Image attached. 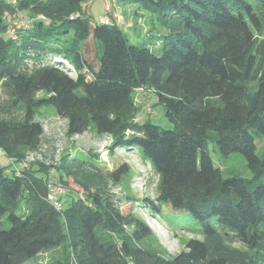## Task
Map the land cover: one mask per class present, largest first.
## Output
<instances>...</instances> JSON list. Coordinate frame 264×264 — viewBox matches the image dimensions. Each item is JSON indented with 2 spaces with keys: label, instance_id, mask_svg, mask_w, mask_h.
Wrapping results in <instances>:
<instances>
[{
  "label": "trees",
  "instance_id": "16d2710c",
  "mask_svg": "<svg viewBox=\"0 0 264 264\" xmlns=\"http://www.w3.org/2000/svg\"><path fill=\"white\" fill-rule=\"evenodd\" d=\"M91 1L0 0V150L10 160L0 165V221L10 224L0 223V264H27L62 245L75 264L264 261V159L255 138H264V0H109L97 24ZM10 17L32 23L17 40ZM135 26L147 37L141 45L126 34ZM141 88L157 91L173 130L137 121ZM44 107L66 122L68 138L94 126L112 138L111 153L139 148L159 175L157 197L117 196L112 186L130 167L105 170L99 155L67 152L57 176L13 167L40 148ZM210 143L223 157L241 153L252 179L225 178ZM51 185L65 190L60 207L48 200ZM165 205L197 219L204 237L172 259L141 245L153 232L137 213L156 217ZM219 236L245 249L212 251Z\"/></svg>",
  "mask_w": 264,
  "mask_h": 264
},
{
  "label": "rangeland",
  "instance_id": "374dc122",
  "mask_svg": "<svg viewBox=\"0 0 264 264\" xmlns=\"http://www.w3.org/2000/svg\"><path fill=\"white\" fill-rule=\"evenodd\" d=\"M110 5L111 3L109 0H92L87 4L88 15L91 17L92 24L100 22L107 14V8ZM126 6L135 7L136 5L127 4ZM127 7H122L123 15L126 19H128L129 16ZM140 23L144 24L143 21ZM125 24L132 26L134 23L129 20ZM126 34L129 41L137 45H141L143 39L147 38L144 29L140 27L126 31ZM153 43L156 44V40L153 41ZM41 95L42 94H39V96ZM133 98L140 108L137 117L139 123L151 121L162 130L174 129V125L170 123L166 117L164 106L158 103L157 91L155 89L145 88L135 91L133 93ZM39 112L40 115L46 116L45 119H43L45 124L43 142L37 151L29 152L22 162L18 164L13 163V167L17 168L20 164L24 163L27 164V166L33 165L36 167L51 168L53 171L50 172V175L57 176L55 167L59 162H56V159L58 158L59 160L67 152H72L85 159L90 158L92 155H99L100 166L105 170H114L122 164H127L130 167L128 175L123 177L119 184L112 186V190L117 196L120 198H136L137 200L157 197L159 175L151 167L150 163L143 159L142 152L139 148L135 150L137 153L129 152L127 148L124 149V153H111L109 149L110 141H105V139L98 137L94 126H91V128L80 136L79 139L73 140L66 135V122L58 118L51 107L41 108ZM255 138L257 154L260 158L264 159V138L261 136H255ZM208 151L213 159L215 167L221 169L225 178L241 177L244 179H252L253 175L248 169L246 160L241 153H233L228 157H223L215 143L209 144ZM32 156L34 157V161L28 159ZM0 165L4 167L10 165V160L1 150ZM122 209L125 213L128 211L125 206H123ZM22 213H24V207L19 210V214ZM149 213L150 214L139 211L137 214H140L153 232V235L141 245L154 253L172 259L186 250V246L191 239H204L200 232L201 227L199 221L185 210L174 209L170 205H165L162 213L156 215L157 218L153 217L151 212ZM0 223L2 229L10 228V224L6 218H3ZM210 244L212 251L225 248L245 249L241 243L227 236H219L212 240ZM63 263L75 264L71 253L66 249V245L43 252L27 264ZM257 264H264V261H257Z\"/></svg>",
  "mask_w": 264,
  "mask_h": 264
},
{
  "label": "built area",
  "instance_id": "2783aa9c",
  "mask_svg": "<svg viewBox=\"0 0 264 264\" xmlns=\"http://www.w3.org/2000/svg\"><path fill=\"white\" fill-rule=\"evenodd\" d=\"M11 20V25H10V29L8 31V35L10 38L14 39V40H17L18 39V31L19 30H22V29H27L31 26V21L30 20H27V19H18V18H12L10 17L9 18ZM143 88L141 89H138L137 91L139 90H142ZM80 136H76L74 138H72L73 140H77L79 139ZM105 141H110V146L112 145V138H108V139H105ZM30 161H34V157L32 156L31 158H28ZM61 159V158H60ZM60 159L58 160V158L56 159V162H60ZM28 160V161H29ZM20 166H27V164H20ZM63 194H65V190L59 186H55V185H51L50 186V189H49V196H48V200L52 203V205H54L55 207H60V204H59V201H58V198L60 196H62Z\"/></svg>",
  "mask_w": 264,
  "mask_h": 264
}]
</instances>
